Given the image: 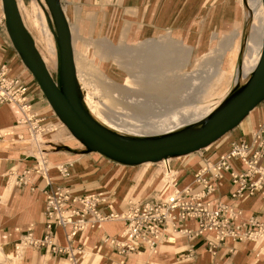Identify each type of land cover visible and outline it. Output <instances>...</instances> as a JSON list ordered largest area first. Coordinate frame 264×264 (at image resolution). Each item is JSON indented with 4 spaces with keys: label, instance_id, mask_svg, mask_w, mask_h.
Returning <instances> with one entry per match:
<instances>
[{
    "label": "crops",
    "instance_id": "crops-1",
    "mask_svg": "<svg viewBox=\"0 0 264 264\" xmlns=\"http://www.w3.org/2000/svg\"><path fill=\"white\" fill-rule=\"evenodd\" d=\"M245 1L246 8L251 7L249 1ZM62 4L72 32L75 57L80 55L89 59L93 82L102 86L105 92L108 88L111 92L112 88L105 85L104 76H108V72L112 77L120 76L112 65L103 61L106 53L110 52L109 45H119L122 41L124 45L134 46L172 33L194 45L195 51L205 52L226 33L239 35L245 14L247 16L239 0H62ZM35 24L49 38L48 27L38 13ZM165 49L176 54L174 48ZM3 65L9 68L10 75L20 77L28 85L34 110L39 117L45 118L44 123L56 124L54 109L13 44L0 0V68ZM115 65L124 70L118 63ZM97 67L107 69L102 73ZM106 82L114 83L109 76ZM169 88L157 94L166 93L170 99L179 97L180 88ZM98 114L105 120L100 112ZM22 116L17 104L0 105V132L12 131L11 135L0 137V245L13 254L15 244L30 227H33L36 237L46 233V180L33 172L38 148L31 142L26 124L20 122ZM263 118L264 101L236 128L208 147L182 157H171L174 171L179 165L176 172L180 187L196 186L197 171L228 151L233 140L250 138L251 131ZM62 126L61 123L57 130L46 133L47 139L41 146L46 149L49 174L54 184H62L75 194L105 192L118 212L126 210L129 200L139 203L162 195L168 180L161 162H158L161 168L156 170L149 166L154 162L140 165L119 163L99 152L87 151L80 142L69 139L72 136L69 129ZM81 149L83 151L79 153L77 150ZM61 163L68 165L69 171L65 176H61L56 168ZM188 176L191 180L186 183ZM234 190L235 186L225 175L217 185L214 198L240 210L239 220L258 217L264 222V197L258 193L233 199L231 194ZM188 225L193 229L197 227L195 220L188 221ZM124 227L122 220L108 221L100 228L78 233L72 244L83 245L86 249L85 264H94L102 253L100 264H264V257H257L259 247L254 241L227 239L219 245L217 254L212 255L207 249V241L213 239V235L190 238L171 229L167 236L174 235V242L165 239L157 252L123 256L105 243L104 237L119 235ZM71 231V226L54 227L56 242L68 245L67 234ZM192 245L196 255L189 257L188 249ZM161 250L164 254L160 255ZM20 259L21 264H68L65 255L53 254L44 247H27Z\"/></svg>",
    "mask_w": 264,
    "mask_h": 264
},
{
    "label": "built area",
    "instance_id": "built-area-1",
    "mask_svg": "<svg viewBox=\"0 0 264 264\" xmlns=\"http://www.w3.org/2000/svg\"><path fill=\"white\" fill-rule=\"evenodd\" d=\"M15 103L22 111L21 123L26 124L31 142L38 148L33 172L46 180L45 225L46 233L36 237L30 227L15 244V255L21 257L27 247H44L56 255H65L69 264H84L87 251L83 245L74 246V237L89 228L102 227L105 222L122 220L123 231L116 236H105L104 242L118 254L129 256L154 251L167 238L171 229L190 238L213 235L207 241V249L217 254L219 245L227 239L254 241L258 245L257 257H264V222L258 217L239 220L241 211L234 205L214 198L219 181L225 175L235 186L231 194L240 199L260 193L264 197V118L251 131L250 138L235 139L229 150L211 164L195 174L196 186L180 189L178 173L173 171L170 158L162 160L168 187L162 195L153 200L135 203L129 200L126 210L118 212L105 192L75 194L62 184H54L49 174L50 166L46 149L41 148L45 135L58 129L55 124L44 123L34 110L28 85L18 76L9 74V68H0V105ZM8 132L7 135H11ZM0 132V137L7 136ZM61 176L68 174V165L56 166ZM31 173V171H28ZM23 181V179H20ZM195 220L196 228L188 221ZM72 227L67 234L68 245L56 242L54 227ZM189 257L196 255L194 245L188 249Z\"/></svg>",
    "mask_w": 264,
    "mask_h": 264
},
{
    "label": "rangeland",
    "instance_id": "rangeland-1",
    "mask_svg": "<svg viewBox=\"0 0 264 264\" xmlns=\"http://www.w3.org/2000/svg\"><path fill=\"white\" fill-rule=\"evenodd\" d=\"M247 1L255 11L251 27L250 20L245 14L246 1L239 0L245 14L243 26L239 29L241 33L239 35L226 33L209 51H195L194 45L188 44L184 38L172 33L134 46L124 45L122 41L119 45H109L110 52L106 53L103 61L105 64L112 65V68L120 75L112 77L109 72L107 73L114 83L106 82L108 76H104L105 85L112 88L111 92L109 88L108 92L103 91L102 86L93 82L88 65L89 59L77 55L79 83L83 96L85 98L89 95L91 106L104 116L105 123L102 122V124L112 129L116 128L114 129L116 131L122 130L123 132H118L126 135L157 136L198 123L212 113L230 94L236 82L239 85L245 83L262 53L263 3L262 0ZM17 2L38 51L57 81L60 75V50L56 39V26L46 0H17ZM37 13L48 27L49 38H46L35 24ZM165 47L174 48L176 54L166 52ZM115 63H118L125 71L117 68ZM98 69L103 73L107 68L99 67ZM166 87L180 88L179 97L171 100L164 93L163 97L167 100L158 99L157 101L153 97L146 99L145 96L155 95L158 91L164 92ZM126 104H129L128 107ZM133 104H144L153 110L145 112L146 114L134 113L129 109L134 106ZM261 104L262 102L259 105ZM55 115L57 117H54L55 125L58 126L62 122L57 114ZM62 125L66 127L63 123ZM69 133L71 134V131ZM41 138L47 139L44 135ZM69 139L78 141L73 135ZM83 146L86 149L85 145ZM77 151L82 153L83 150ZM149 166H152L154 170L161 168L158 162ZM185 180L187 183L191 177L188 176ZM167 187L168 184L165 190ZM161 254H164L162 250ZM101 255L94 264L102 263ZM20 260V257L0 245V264H21Z\"/></svg>",
    "mask_w": 264,
    "mask_h": 264
},
{
    "label": "water",
    "instance_id": "water-1",
    "mask_svg": "<svg viewBox=\"0 0 264 264\" xmlns=\"http://www.w3.org/2000/svg\"><path fill=\"white\" fill-rule=\"evenodd\" d=\"M11 39L28 68L37 77L44 93L71 132L86 146L127 165L159 162L187 155L216 142L236 128L264 101V35L261 59L249 80L235 87L203 121L175 132L157 136L121 134L99 122L85 105L75 62L70 24L62 0H47L54 15L60 49V82L54 79L27 29L17 0H2ZM263 8H264V0ZM240 61V68H241Z\"/></svg>",
    "mask_w": 264,
    "mask_h": 264
},
{
    "label": "bare ground",
    "instance_id": "bare-ground-1",
    "mask_svg": "<svg viewBox=\"0 0 264 264\" xmlns=\"http://www.w3.org/2000/svg\"><path fill=\"white\" fill-rule=\"evenodd\" d=\"M46 2H47V0H46ZM263 3V2H262ZM2 5H3V1H2ZM18 5H19V3H18ZM47 5H48V2H47ZM20 7V6H19ZM48 7H49V5H48ZM264 9V8H263ZM3 10H4V7H3ZM49 10H50V12H51V14H52V17H53V20H54V23H55V26H56V30H57V25H56V21H55V18H54V15H53V13H52V11H51V9H50V7H49ZM246 12H247V18H249V20H250V27H251V25H252V22H253V20H254V11H253V9H252V7H250V6H248L247 8H246ZM5 19H6V23H7V21H8V19H7V16H6V14H5ZM27 27V26H26ZM7 29H8V24H7ZM250 29V28H249ZM8 32H9V29H8ZM10 35V34H9ZM263 35H264V33H263ZM10 37H11V35H10ZM58 42V41H57ZM14 44V43H13ZM59 45V44H58ZM14 46H15V44H14ZM16 48V47H15ZM263 48V47H262ZM60 50V49H59ZM18 51V50H17ZM19 52V51H18ZM20 54V53H19ZM261 55H262V53H261ZM20 56L22 57V59H23V56L20 54ZM43 57V56H42ZM43 59H44V57H43ZM260 59H261V56H260V58H259V61H260ZM23 61H24V59H23ZM44 61H45V59H44ZM259 61H258V63H259ZM75 62H76V57H75ZM24 63L26 64V62L24 61ZM45 63H46V61H45ZM258 63H257V65H258ZM47 64V63H46ZM257 65H256V67H257ZM27 66V65H26ZM48 66V65H47ZM255 67V68H256ZM76 68H77V63H76ZM31 72H32V70L30 69V68H28ZM254 71V70H253ZM33 73V72H32ZM34 74V73H33ZM252 74V73H251ZM251 74H250V76H251ZM77 75H78V71H77ZM34 76H35V74H34ZM250 76L248 77V79L245 81V83L249 80V78H250ZM36 77V76H35ZM79 78V77H78ZM36 79H37V77H36ZM38 80V79H37ZM39 82V81H38ZM245 83H242L241 85H243V84H245ZM40 84V83H39ZM40 86H41V88H42V90H43V87H42V85L40 84ZM43 92H44V90H43ZM45 94V93H44ZM146 94V93H145ZM164 95L163 94H155V95H150V96H145L146 97V99H147V97L148 98H151V97H153V99H157V101H159L158 99H161V100H167V99H165L164 97H163ZM166 96V95H165ZM150 100V99H149ZM171 100H174V98L173 99H171ZM84 101H85V103H86V105H87V107H88V109H89V111L91 112V114L97 119V120H99L101 123L103 122V123H105L104 122V119L97 113V110L95 109V108H93V106H91V104H90V102H89V95H86L85 96V98H84ZM171 102V101H170ZM170 102H169V104H170ZM173 102V101H172ZM49 103L51 104V102L49 101ZM132 103V102H131ZM137 103V102H136ZM130 104V103H129ZM129 104H126L127 105V107H128V105ZM138 104V103H137ZM134 105V104H133ZM51 106H52V108L54 109V111H55V113L57 114V116L60 118V120H61V122L66 126V127H68L67 126V124L62 120V118L58 115V113L56 112V110H55V108H54V106L51 104ZM156 107V106H155ZM129 109L131 110V111H133L134 113H145V112H147V111H150V110H153V108H151V107H148L147 105H144V104H139V105H134V106H131V107H129ZM255 110V109H254ZM215 111V110H214ZM213 111V112H214ZM253 111V110H252ZM212 112V113H213ZM149 113H151V112H149ZM212 113H210L209 115H211ZM146 114V113H145ZM209 115H207L205 118H203L201 121H203V120H205V119H207L208 117H209ZM177 119V118H176ZM105 125V124H104ZM54 127H57V125H54ZM109 127V126H108ZM69 128V127H68ZM110 128V127H109ZM185 128V127H184ZM112 129V128H111ZM114 129H116V128H114ZM113 129V130H114ZM181 129H183V128H181ZM69 130H70V128H69ZM118 131H122V130H119V129H117ZM178 130H180V129H178ZM178 130H175V131H178ZM71 131V130H70ZM116 131V130H115ZM117 131V132H118ZM171 131H173V132H175L174 130H171ZM2 133H4V134H8V132H11V131H1ZM123 132V131H122ZM120 133V132H119ZM71 134L81 143V141L71 132ZM122 134V133H121ZM126 135V134H125ZM134 135H139V134H134ZM8 136V135H7ZM41 137H43V135H40L39 137H38V140L39 141H43L42 140V138ZM139 137V136H138ZM44 142V141H43ZM86 147V146H85ZM182 157V156H181ZM159 162H161L162 163V166H163V162L162 161H159ZM150 163H153V162H146V163H144V164H150ZM163 169H164V167H163ZM173 171H174V168H173ZM164 175H165V170H164ZM165 177H166V175H165ZM167 179V178H166ZM168 180V179H167ZM180 189H184V188H186V187H180V185L178 186ZM176 235V234H175ZM173 240H175V236L174 235H171L170 236V238H167V240H165V241H173ZM163 242V241H162ZM161 242V243H162ZM174 242V241H173ZM158 251V248H156L154 251H151V252H157ZM147 252V251H146ZM142 253H145V252H141V253H139V254H142ZM86 259H87V257H86ZM68 262V261H67ZM86 262V261H85ZM85 262H84V264H85ZM68 264H69V262H68Z\"/></svg>",
    "mask_w": 264,
    "mask_h": 264
},
{
    "label": "trees",
    "instance_id": "trees-1",
    "mask_svg": "<svg viewBox=\"0 0 264 264\" xmlns=\"http://www.w3.org/2000/svg\"><path fill=\"white\" fill-rule=\"evenodd\" d=\"M59 73H60V70H59ZM58 84H59V86H61V82H60V75H59V78H58ZM88 151V150H87Z\"/></svg>",
    "mask_w": 264,
    "mask_h": 264
}]
</instances>
